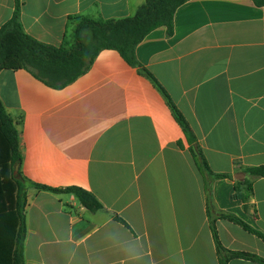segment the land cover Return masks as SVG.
Listing matches in <instances>:
<instances>
[{"label": "crops", "instance_id": "1", "mask_svg": "<svg viewBox=\"0 0 264 264\" xmlns=\"http://www.w3.org/2000/svg\"><path fill=\"white\" fill-rule=\"evenodd\" d=\"M17 0H0V29ZM25 32L54 47L73 44L71 17L136 14L146 0H18ZM136 65L101 51L74 82L53 88L30 71H0V102L19 131L27 188L25 264H220L224 248L264 258V6L252 0H189L173 32L159 27L136 47ZM182 113L214 174L199 171ZM253 185L247 208L236 182ZM33 184L81 187L104 206L92 212L72 194ZM118 217L124 224L115 219ZM228 264H257L233 259Z\"/></svg>", "mask_w": 264, "mask_h": 264}, {"label": "trees", "instance_id": "2", "mask_svg": "<svg viewBox=\"0 0 264 264\" xmlns=\"http://www.w3.org/2000/svg\"><path fill=\"white\" fill-rule=\"evenodd\" d=\"M189 0H146L132 17L105 20L84 16L71 17L74 43L59 48L41 43L28 35L21 22V5L16 1L13 17L0 29V71H30L36 78L53 88H63L74 82L92 66L103 50H115L132 66L136 65V47L153 30L167 27L173 32L176 10ZM257 6H264V0H252ZM141 73L151 79L164 94L173 115L183 128L190 145V152L202 173L206 191L208 179H231L228 174H214L197 145V138L187 120L173 104L168 94L147 70ZM21 153L19 131L0 102V264H25L24 245L26 239L27 188L31 185L19 169ZM244 173L264 178V166L247 167ZM37 189L55 194H72L79 203L92 212L104 209L102 203L89 191L81 187L63 189L33 184ZM253 185L247 180L236 182V199L242 200L247 208ZM221 219L233 222L247 232L264 240V234L252 228L245 221L232 214H219ZM116 220L124 221L118 217ZM211 229L216 242L220 264L233 259H243L264 264V258L248 253L230 251L224 248L218 238L214 221Z\"/></svg>", "mask_w": 264, "mask_h": 264}, {"label": "water", "instance_id": "3", "mask_svg": "<svg viewBox=\"0 0 264 264\" xmlns=\"http://www.w3.org/2000/svg\"><path fill=\"white\" fill-rule=\"evenodd\" d=\"M19 169H20V166L17 165V166L15 167V174L18 173Z\"/></svg>", "mask_w": 264, "mask_h": 264}, {"label": "rangeland", "instance_id": "4", "mask_svg": "<svg viewBox=\"0 0 264 264\" xmlns=\"http://www.w3.org/2000/svg\"><path fill=\"white\" fill-rule=\"evenodd\" d=\"M73 43H74V40H73Z\"/></svg>", "mask_w": 264, "mask_h": 264}]
</instances>
